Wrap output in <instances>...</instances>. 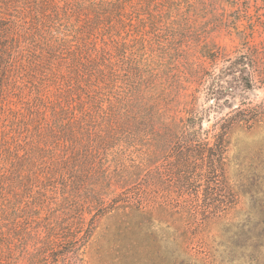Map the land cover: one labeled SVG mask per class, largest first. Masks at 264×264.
Masks as SVG:
<instances>
[{
	"label": "trees",
	"instance_id": "trees-1",
	"mask_svg": "<svg viewBox=\"0 0 264 264\" xmlns=\"http://www.w3.org/2000/svg\"><path fill=\"white\" fill-rule=\"evenodd\" d=\"M204 6L0 0V264H84L81 250L105 215L118 211L128 231L166 211L151 185L182 193L220 183L225 134L262 120L264 103L233 106L212 144L198 113L175 105L179 62L220 54L202 43ZM233 19L249 39L251 19ZM262 55L248 42L221 73L264 87Z\"/></svg>",
	"mask_w": 264,
	"mask_h": 264
},
{
	"label": "rangeland",
	"instance_id": "rangeland-1",
	"mask_svg": "<svg viewBox=\"0 0 264 264\" xmlns=\"http://www.w3.org/2000/svg\"><path fill=\"white\" fill-rule=\"evenodd\" d=\"M198 1L209 9L200 13L203 17L198 21L202 43L220 54L211 61L189 52L188 64L178 65L181 87L170 96L183 114L185 109L198 113L212 144L213 133L220 131L223 117L233 106L264 103L261 84L247 88L239 73H221L248 42L264 49V0H238V8L227 0ZM221 17L220 26L216 20ZM236 17L242 18L241 24L251 19L254 33L245 41L232 27ZM224 140L225 176L218 185L202 180L182 193L178 188L151 185V199L164 203L166 211L140 229L128 231L123 230L118 211L105 215L81 250L83 263L138 264L141 259V264H169L171 260L180 264H264V118L232 125ZM167 182L171 185L173 180L167 178ZM144 257L149 258L146 263Z\"/></svg>",
	"mask_w": 264,
	"mask_h": 264
}]
</instances>
